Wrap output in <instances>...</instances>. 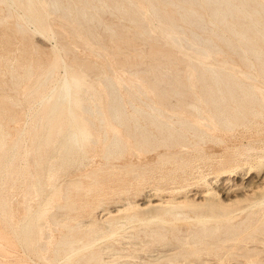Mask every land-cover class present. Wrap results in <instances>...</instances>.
I'll return each mask as SVG.
<instances>
[{"label": "bare ground", "instance_id": "bare-ground-1", "mask_svg": "<svg viewBox=\"0 0 264 264\" xmlns=\"http://www.w3.org/2000/svg\"><path fill=\"white\" fill-rule=\"evenodd\" d=\"M6 1L23 21L14 23L22 35L30 32V23L32 31L52 36V14L68 22L57 32L59 47L51 46L57 50L46 54V61L25 48L18 69L0 52V72L8 70L15 91L26 81L22 96L29 104L22 125L9 130L17 121L12 97H0V178L5 174L0 213L11 229L0 233L5 241H0L1 251L10 254L8 249L19 246L22 264H125L133 258L135 264H227L219 261L235 255L252 264L260 261L254 255L264 249L246 241L264 243V186L239 209L230 202L264 184V139L261 145H242V162L229 166L227 158L226 166L225 159L215 157L220 168L214 175L203 173L202 167L213 160L215 145L226 143L221 130L246 129L264 119V88L251 82L264 80V0ZM107 10L130 20L135 33L149 40L150 55L166 59L158 60L160 65L177 69L186 63L188 71H162L149 62L147 70L132 72L133 62L120 55L136 41L117 26L103 24ZM149 20L157 22L167 42L191 52L177 57L156 46ZM8 22L3 15V26ZM84 24L88 29L81 28ZM91 25L104 26L116 63L136 80L114 76L109 64L103 67L77 55L68 69L63 53L75 48L60 37L68 33L93 40ZM217 53L224 56L206 60ZM133 56L143 62L141 52ZM237 62L248 68L239 75L230 67ZM59 67L63 73L49 86ZM36 68L41 70L34 75ZM13 131L16 150L1 163ZM91 154L100 161L70 177L69 169L76 162L83 165ZM244 170L247 181L234 182ZM101 172L105 175L99 176ZM18 181L20 197L17 193L14 205L7 190ZM104 188L109 190L102 192ZM232 191L241 192L231 198ZM104 206L107 210L102 208L105 213L98 218L96 209ZM205 255L219 261L209 262Z\"/></svg>", "mask_w": 264, "mask_h": 264}, {"label": "rangeland", "instance_id": "rangeland-1", "mask_svg": "<svg viewBox=\"0 0 264 264\" xmlns=\"http://www.w3.org/2000/svg\"><path fill=\"white\" fill-rule=\"evenodd\" d=\"M2 7L3 8H0V52H2V53L7 55V59H8V61L10 63L11 62H15V64H16L15 66L18 67V69H20V67L17 65V60L25 53L26 49L28 51H32L33 54H35V52H36L38 55H40V57L43 59V61L47 60L46 59V54L49 53L50 55L51 54L53 55V53L56 52L57 49L53 48V47L54 46L59 47V43L56 40L57 32L60 31V30H64L63 24L68 22V19L62 18V17H60L57 14H52L51 15V17H50V26H51V28L53 30H55L54 34L52 36L49 35V34L47 35V34L41 32L39 30L38 31L37 30L32 31L33 24H30V23L29 24L27 23V25H26L30 32L26 33L25 35H22L20 31H16L17 27L14 24L15 21H17V20H18L19 23H23L22 19L17 18L15 9L6 0L3 1ZM3 15H7L8 16V21L9 22L7 24H9L10 26L9 25L7 26V24H5V26H6L5 27L1 23ZM52 20H53V23H52ZM102 22H103V24L117 26L118 30L120 32L124 33L125 36H127V37H129L131 39H134L136 41V44H134V45H130V46L125 45L124 48H123V53L120 55V57L126 63H128L129 61L133 62L135 67H133L131 69L132 72L133 71L135 72V71L147 70L149 62L159 65V68L162 71H166V70L168 71L169 70L170 72H173V73L177 72V71H181L182 74H185L188 71V66L186 65V63H179V65L177 66V69H173V68L168 67L167 66L168 64H166V67L160 65L158 63V60H163L164 58L163 59L160 58V57L154 58L152 55H150V53H149V42H148L149 40L146 39L145 37L138 36L135 33V28L131 24L130 20L128 18H125L121 13H119V12H117L115 10L114 11L107 10V11H105L103 13ZM148 24H149V27L151 28L152 35L156 38V42L154 44L156 46H158L159 48H162L163 50L169 51V53L172 52L173 56H177V57L180 56L185 51L186 52H191V50L188 49L185 46L176 47L175 45H172L169 42H167L165 40V38L159 34L158 27H156L157 22L155 20H149ZM72 25L74 26V23H72ZM11 27H13V28H11ZM81 28L88 29V26L84 24V25L81 26ZM90 28H91V31H93V33L95 35V39H93V40H88L85 36L78 37L76 35H74V36L70 35V37H69L68 33L63 34V36L60 37V39H62L63 41L68 42L71 45V49L75 48L74 51H70L68 53H63V59H64V61H66L65 65L68 67V69H69V67L75 65V62L72 59V57L74 55H77V56H79L81 58L82 57L83 58L84 57L85 58H87V57L93 58L94 60H96L99 63V65H102L103 67H105L106 65L109 64L111 66V70H112V73L114 74V76H120V77H124V78H127V79L136 80L137 77H135L134 74H131L128 69L124 68L125 67L124 65L116 63V60H115V58L112 55V49H111L112 42H111V40H110V38L108 36L107 31L104 29V26L100 25L99 27H93L91 25ZM27 34H29L30 37ZM194 34L195 33L192 32L190 35L194 36ZM22 36H24V37H22ZM22 39H25V40H22ZM22 42H23V44H22ZM77 42H78L79 45L77 44ZM28 46H30V47H28ZM51 46H53V47H51ZM76 46H78L77 47L78 49L76 48ZM91 50L97 51V54H94ZM135 51H138V52L142 53L143 62H140L139 60H137L133 56V52H135ZM172 53H170V54L172 55ZM190 55L192 57H194V55L192 53H190ZM223 56L224 55L222 53H217L214 56H212V55L207 56L206 60L207 61H211V60H214L216 58L223 57ZM164 60L166 61V59H164ZM230 67L233 68L235 73L238 74V75L240 74L241 70H247L248 69L246 66H244L243 64L238 63V62L236 64H230ZM62 68L63 67H59L57 69V73L54 76L51 77V81L49 82V86H51L53 81L55 79H57V77L60 76L61 73H63L64 68L63 69ZM122 68H123V70H121ZM40 70H41V68L34 69V75L36 73H38ZM103 70H106V69H103ZM20 71L21 70H19V72ZM156 73H158V72H156ZM152 74H153V72H150V75H152ZM94 76H95V74H94ZM63 77L64 76H61L62 80H64ZM151 77H153V76H151ZM169 78H172V77L170 76ZM138 81H140V80H138ZM251 82L256 87L264 88V80L259 78V77H257L255 80H251ZM25 83H26V81H20V88H19L18 91H15L14 90L15 83H13V81L11 79V75L8 72V70L2 69L1 72H0V97L1 96H9V97L11 96L12 97V100H11L12 109L15 112V115H16L15 119L17 118V121H12L10 123L9 130L10 129L13 130L12 128L17 126V124L21 126L22 123H23V118H24L23 116H24L25 112L26 111L28 112V110H29V104L25 100V98L22 96L23 90L25 89L24 88L25 87ZM97 84L101 85L100 83H97ZM143 84H145V82H143ZM58 89H59V87L57 88V90ZM27 108H28V110H27ZM258 120H259L258 123L263 125V129H262V126H260L258 123L257 124L251 123L250 126H248L246 129L244 127H239L236 130L231 131V132H229L228 130H226V131L225 130H221L222 135L227 139V141H226L227 144L226 143H224V144L217 143L215 145V156L213 157V160H211L210 162L205 163V165L202 167V172L203 173H208V174H213V175L215 174V172L218 170V169L216 170L215 168H217V167L220 168V165H217L218 163L215 160V157L216 158H220L221 157L222 159H225L224 163H226V161H227L226 159L228 158L229 160H228L227 163H229V166L232 165L233 163H235V161L242 162L244 158H243V156L240 155V153H241L240 151L241 150L243 151L244 148L242 147V145L246 144V141H247V143L249 142L252 145H261L262 144V140L264 139V122H263L264 119L261 118V119H258ZM254 125H256V126H254ZM249 127H252V128L249 129ZM258 128L260 129V131H259ZM240 129H241V131H240ZM252 129L254 130V132H253ZM248 130L251 131V132H249ZM258 131L261 132V133H258ZM13 132L14 133L11 135V139L6 144L4 149L2 150L1 163H4L5 160L9 158V154L13 153V150H16L15 148L12 149V142H13L17 132L16 131H13ZM238 133H239V135H238ZM228 138H229V140H228ZM219 144H221L222 147ZM223 149H224V151L222 152ZM228 150H231V151H228ZM217 154H218V157H217ZM227 155H229L231 157H229V156L227 157ZM238 156H239V158L240 157H242V158L239 159ZM92 157H94V158H92ZM88 159L81 166H79L80 162H76V166H73V168L69 169L70 171H69L68 175L71 177V176H75V175H78L80 173H83L84 171L89 169L91 164L95 165V162L97 163V162L100 161L99 156H94V155L92 156V154L89 156ZM227 163L225 164L226 166H228ZM105 168H109L110 169V167L108 165L105 166ZM211 171H212V173H211ZM103 173L104 172H101L99 176L105 175ZM243 175H244V177H243ZM4 177H5V174H3V176L0 178V181H2L4 179ZM245 177H246V175H245V170H244V171H242V173H240L239 176H234L233 177V179H234L233 181L237 182V183H240V182L241 183H245L247 181V179H248L247 177L246 178ZM83 180L87 181L86 178H83ZM211 180H212V186L216 187L217 183H219V181H217L215 179V177H214V179L211 178ZM231 182H232V180H231ZM19 183L20 182L18 181V182L15 183L17 185L14 184V186L11 185L9 189L6 188V189H8L7 190L8 199L11 200V204H14V205L18 204V200H19V197H20L19 191L21 189V186H20ZM18 184H19V187H17ZM148 184L149 185L146 188V189H148L147 191H149L150 190L149 188L151 187L150 183H148ZM263 186H264V184L262 185V187L259 188L258 191H256V192H248L245 195L243 194L244 196L242 194H239L241 191H239V192H236L237 190L236 191H232L230 193L231 198H234L233 194H235V192L239 194V195L237 194L238 195L237 198L235 197V199H233V201L230 202L232 204V206L230 205L232 207V209H239L240 207H243L244 205L249 204L253 199H255V196H257L258 192H260V190L261 191L263 190ZM16 187H17V189H16ZM108 190H109V188H104L102 192H106ZM102 192H101V194H102ZM17 193H18L19 197H18ZM250 193H252V194H250ZM240 195L243 196V197H241ZM250 195H253V196H250ZM92 197H93V195H92ZM101 197L102 196H100L99 198H101ZM239 197L242 198V199H240ZM237 199L239 201H237ZM92 200H90V201L93 203V202H96L97 199L95 198L94 201H92ZM237 205L238 206L240 205V207H237ZM234 206H235V208H233ZM104 208H105V206L104 207H99V208L96 209V213L95 214H96V216L98 218H100V216L102 217L103 216L102 214L105 213L104 211L107 210V208H105V209ZM101 209L104 210V211H102ZM98 212H100V213H98ZM1 216H2V214L0 213V219H1L0 220V226L2 225L1 228L4 229V230H2L0 228V233L4 234V235H7L6 233H11V229H10V227L7 226L8 224L3 220V217L1 218ZM7 230H9V232H7ZM3 231L4 232L6 231V232L4 233ZM249 240L246 241L247 245L256 244V246L258 245L257 246L258 248L264 249L263 241H258L257 240L259 243L258 242L256 243V241L253 242L252 240H250L251 242H249ZM0 241L1 242H5L3 239H0ZM242 242H243L242 244L244 245L245 241H242ZM121 243H123V242H121ZM13 246H14L13 249H8V253H10V254H6L3 251H1V249H0V256H3V257L0 258L1 259L0 264H12L11 262H13V264H14V261L16 262L15 264H17V261H18L19 264L23 263V260L20 258L21 257L20 255L22 253L21 252L22 249L19 246H17V245H13ZM14 248H17V249H14ZM12 251H13V253L17 252V257H16V253H14V255L12 254ZM139 253L143 254L144 256L146 255L145 253H141L140 251H139ZM261 253L263 254L264 252H261ZM261 253L254 255L256 258L260 259V261L255 262L256 264L258 262L261 263V264H264L263 263L264 262V260H263L264 254L261 255ZM11 254L13 255V257L11 256ZM4 255L7 256V257H5ZM205 256L208 258L209 262L214 263L215 261H219L218 257H214L212 255H205ZM228 257L229 258H223V259H225L224 260L225 262H223V260H221L219 262L227 263V264H243V263L244 264H249L250 263L249 261H248L249 263L247 262V259H244L243 257L237 256V255H235L236 258L235 257H231V256H228ZM238 257H239V259H238ZM252 257H250V258L252 259ZM2 258L4 260H2ZM6 258H8V260ZM16 258H18L19 260L21 259V260L20 261L18 259L15 260ZM29 258L27 260L28 262L32 259V257L30 256ZM245 260H246L247 263L245 262ZM21 261H22V263H21ZM127 263L128 264L129 263L130 264H135V258H133L129 262H126L125 264H127ZM116 264H122V263H116ZM250 264H252V262Z\"/></svg>", "mask_w": 264, "mask_h": 264}]
</instances>
